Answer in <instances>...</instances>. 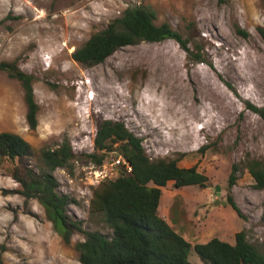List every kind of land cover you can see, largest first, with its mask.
Returning a JSON list of instances; mask_svg holds the SVG:
<instances>
[{
	"label": "rangeland",
	"instance_id": "374dc122",
	"mask_svg": "<svg viewBox=\"0 0 264 264\" xmlns=\"http://www.w3.org/2000/svg\"><path fill=\"white\" fill-rule=\"evenodd\" d=\"M130 6H145L156 24H170L190 40L204 62L175 40L142 42L116 51L104 63L84 67L73 52ZM239 25L248 37L236 32ZM264 0H0V62L16 61L34 77L39 125L31 129L21 82L0 70V133L23 137L36 152L65 140L71 169L56 170L59 191L76 201L68 214L87 231H112L89 213L93 188L124 173L113 165L121 152L96 153L98 123L122 122L142 140L152 160H177L208 178L204 187L162 188L158 213L194 247L214 238L235 245L244 231L264 252V189L247 169L264 159V121L247 104L264 108ZM230 85V86H229ZM94 97V98H93ZM15 164L0 166V264H81L47 219L37 199H26L13 179ZM237 167V181L229 185ZM221 195L217 194V187ZM231 197L243 217L230 206ZM190 260L203 264L191 251Z\"/></svg>",
	"mask_w": 264,
	"mask_h": 264
},
{
	"label": "trees",
	"instance_id": "16d2710c",
	"mask_svg": "<svg viewBox=\"0 0 264 264\" xmlns=\"http://www.w3.org/2000/svg\"><path fill=\"white\" fill-rule=\"evenodd\" d=\"M219 2L224 3L225 0ZM235 29L240 36L248 37L239 25ZM259 32L264 41V28ZM169 39L175 40L194 61L204 62L202 49L198 48L194 54L188 38L168 23L157 25L155 13L145 6L128 7L121 17L77 48L72 58L84 67H93L104 63L122 48ZM0 70L21 82L28 107L27 121L31 129L36 130L40 107L35 99L34 77L23 72L16 61L0 62ZM247 107L264 121V108L250 103ZM114 147L131 164L132 173L124 170L116 180L101 182L93 188L89 205L90 216L100 218L112 231L110 234L87 231L83 221L68 214L69 206L76 201L59 191L54 173L58 169L72 170L75 155L69 141L65 140L57 149L42 150V164L36 170L27 163L36 155L30 143L18 134L2 132L0 166L5 162L15 164L19 161L13 169V179L21 185L18 193L26 199L38 200L47 219L68 245H72L75 234L83 235L84 241L74 244L81 264H195L190 260L191 251L203 264H264V252L248 241L244 231L236 235L235 245L214 238L193 247L159 215L162 188L169 182H174L176 188L206 185L208 178L196 167L181 168L177 160H152L142 140L124 123L100 121L95 138L96 153L89 157L102 164L105 155L101 152L113 151ZM247 169L256 189H264V159L249 161ZM237 171L235 167L230 176V187L236 184ZM228 202L243 217L231 197Z\"/></svg>",
	"mask_w": 264,
	"mask_h": 264
},
{
	"label": "built area",
	"instance_id": "2783aa9c",
	"mask_svg": "<svg viewBox=\"0 0 264 264\" xmlns=\"http://www.w3.org/2000/svg\"><path fill=\"white\" fill-rule=\"evenodd\" d=\"M113 165H121L128 174L132 173L131 164L122 155L118 156Z\"/></svg>",
	"mask_w": 264,
	"mask_h": 264
},
{
	"label": "water",
	"instance_id": "95a60500",
	"mask_svg": "<svg viewBox=\"0 0 264 264\" xmlns=\"http://www.w3.org/2000/svg\"><path fill=\"white\" fill-rule=\"evenodd\" d=\"M217 194L221 195V188L219 186L217 187Z\"/></svg>",
	"mask_w": 264,
	"mask_h": 264
},
{
	"label": "bare ground",
	"instance_id": "6f19581e",
	"mask_svg": "<svg viewBox=\"0 0 264 264\" xmlns=\"http://www.w3.org/2000/svg\"><path fill=\"white\" fill-rule=\"evenodd\" d=\"M94 98V97H93Z\"/></svg>",
	"mask_w": 264,
	"mask_h": 264
}]
</instances>
